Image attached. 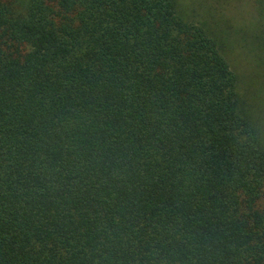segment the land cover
I'll return each mask as SVG.
<instances>
[{
    "label": "trees",
    "instance_id": "16d2710c",
    "mask_svg": "<svg viewBox=\"0 0 264 264\" xmlns=\"http://www.w3.org/2000/svg\"><path fill=\"white\" fill-rule=\"evenodd\" d=\"M179 0H0V264H264V132Z\"/></svg>",
    "mask_w": 264,
    "mask_h": 264
},
{
    "label": "rangeland",
    "instance_id": "374dc122",
    "mask_svg": "<svg viewBox=\"0 0 264 264\" xmlns=\"http://www.w3.org/2000/svg\"><path fill=\"white\" fill-rule=\"evenodd\" d=\"M181 10L204 22L223 44L249 116L264 132V0H179Z\"/></svg>",
    "mask_w": 264,
    "mask_h": 264
}]
</instances>
